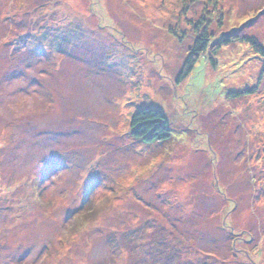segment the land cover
<instances>
[{
    "label": "rangeland",
    "instance_id": "1",
    "mask_svg": "<svg viewBox=\"0 0 264 264\" xmlns=\"http://www.w3.org/2000/svg\"><path fill=\"white\" fill-rule=\"evenodd\" d=\"M225 33L264 47V0H0V264H264V55Z\"/></svg>",
    "mask_w": 264,
    "mask_h": 264
},
{
    "label": "trees",
    "instance_id": "2",
    "mask_svg": "<svg viewBox=\"0 0 264 264\" xmlns=\"http://www.w3.org/2000/svg\"><path fill=\"white\" fill-rule=\"evenodd\" d=\"M239 40L248 42L256 53L264 55V47L256 40V38L244 37L239 39L236 35L231 36L226 33L221 36L219 42L213 46L212 50L217 52V50H219L222 46L229 44L232 41ZM210 41L211 40L207 34H204L196 40L191 54L187 58L181 73L177 77L178 83H181L192 72L201 54H204L208 50ZM210 60L214 61V58L211 57ZM255 89L256 87L231 93L230 96L232 98H237L242 95L253 93ZM130 125L132 129V136L145 143L151 144L167 140L171 137V127L169 123L166 121L164 114L155 108L146 107L138 110L135 114H133Z\"/></svg>",
    "mask_w": 264,
    "mask_h": 264
}]
</instances>
